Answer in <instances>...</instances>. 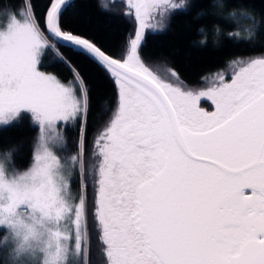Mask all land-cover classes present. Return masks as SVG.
<instances>
[{
	"label": "snow or ice",
	"instance_id": "1",
	"mask_svg": "<svg viewBox=\"0 0 264 264\" xmlns=\"http://www.w3.org/2000/svg\"><path fill=\"white\" fill-rule=\"evenodd\" d=\"M79 6L21 0L0 22V128L27 115L39 129L28 171L0 162V264H90V209L104 264H264V55L189 87L142 47L202 0H125L135 27L119 52L71 26ZM69 50L115 88L91 141L90 88ZM49 56L67 78L42 70ZM68 129L75 151L61 156Z\"/></svg>",
	"mask_w": 264,
	"mask_h": 264
},
{
	"label": "trees",
	"instance_id": "2",
	"mask_svg": "<svg viewBox=\"0 0 264 264\" xmlns=\"http://www.w3.org/2000/svg\"><path fill=\"white\" fill-rule=\"evenodd\" d=\"M102 2L103 0H78L80 6L72 11L70 24L81 34L96 40L107 49L119 52L127 36L134 30V21L125 15V0L110 1L106 3V9L97 6L103 5ZM187 2L194 3L195 0ZM202 2L206 7L175 14L167 22L162 34L147 30L142 47V54L152 66L170 65L180 80L191 87L204 86V77L227 67L229 61L236 57L264 54V26L260 24L264 17V0H220L225 5L224 8L212 6L217 0ZM20 3L21 0H0V15L5 10L17 11ZM231 34H236L237 39H232ZM250 37L252 42H249ZM67 54L79 65L90 88L88 138L91 141L97 129L110 115L108 109L113 102L115 88L86 59L76 56L70 50ZM43 65L42 69L53 72L61 79L69 76L67 67L57 63L51 56L45 58ZM36 136L37 126L25 115L19 122L0 128V152L11 154L12 165L16 169L25 168L32 160ZM72 136L74 139L75 132ZM72 146L74 148L73 143ZM72 186L79 191L78 177L75 174ZM89 232L90 264H104L96 240L91 209Z\"/></svg>",
	"mask_w": 264,
	"mask_h": 264
},
{
	"label": "rangeland",
	"instance_id": "3",
	"mask_svg": "<svg viewBox=\"0 0 264 264\" xmlns=\"http://www.w3.org/2000/svg\"><path fill=\"white\" fill-rule=\"evenodd\" d=\"M110 1H113V0H103V2H102V4L103 5H106V3H109ZM13 12V11H12ZM2 20H3V13L0 15V22H2ZM147 31V30H146ZM264 55V54H263ZM257 56H260V55H257ZM249 57V56H248ZM248 57H243V56H239V57H236V58H234V59H232V60H235V59H246V58H248ZM253 57H256V56H253ZM232 60H230L229 61V63L232 61ZM229 63H228V65H229ZM153 67H155V68H157V69H159V68H162V67H166V68H168V69H171V70H174L173 69V67H171L170 65H168V64H161V65H156V66H153ZM227 68H228V66L227 67H222L220 70H227ZM42 70H44V69H42ZM219 70V71H220ZM44 71H47V70H44ZM175 71V70H174ZM47 72H50V71H47ZM176 72V71H175ZM50 73H53V72H50ZM177 73V72H176ZM54 74V73H53ZM211 76V75H210ZM186 85V84H185ZM188 86V85H187ZM205 86V85H204ZM204 86H202V87H204ZM189 87H191V86H189ZM202 106L203 107H205V108H208L209 110H211V108H210V105L207 103V102H202ZM27 117H29V116H27ZM29 119H30V117H29ZM30 121H31V119H30ZM74 132V130H72V129H68L67 130V137H68V140H67V143H66V150L65 151H59L58 150V155H61V156H66V155H68V154H71V153H74V151H75V148H73V146H72V143H71V140L73 139V136H72V133ZM38 133H39V129H38V127H37V136H36V138L34 139V143H33V145H35L36 144V141H37V138H38ZM71 133V134H70ZM96 133V132H95ZM95 135V134H94ZM4 153H8V152H0V156H2ZM33 154H34V146H33V153H32V160H31V162H30V164L28 165V166H26L25 168H22V169H16L15 167H13V165H12V161H11V156L9 157V159L7 160V161H2V160H0V162H2V163H4V166H5V168H6V170H7V172H8V174L9 175H11V174H15V173H23V172H25V171H28L29 170V168L32 166V163H33ZM73 177H74V175H73ZM72 177V178H73ZM71 193H72V195L73 196H75L78 192L76 191V189L72 186V180H71Z\"/></svg>",
	"mask_w": 264,
	"mask_h": 264
}]
</instances>
